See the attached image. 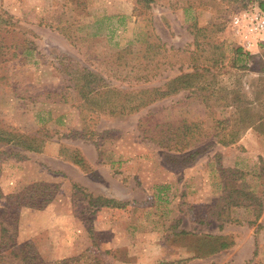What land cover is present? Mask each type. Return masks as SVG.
I'll return each instance as SVG.
<instances>
[{
	"label": "rangeland",
	"instance_id": "1",
	"mask_svg": "<svg viewBox=\"0 0 264 264\" xmlns=\"http://www.w3.org/2000/svg\"><path fill=\"white\" fill-rule=\"evenodd\" d=\"M259 1L0 0V125L47 138L0 144V264H264V133L220 142L237 105L264 111V34L238 53L229 23ZM70 62L126 92L191 71L208 88L110 113ZM207 234L233 244L193 256Z\"/></svg>",
	"mask_w": 264,
	"mask_h": 264
},
{
	"label": "trees",
	"instance_id": "2",
	"mask_svg": "<svg viewBox=\"0 0 264 264\" xmlns=\"http://www.w3.org/2000/svg\"><path fill=\"white\" fill-rule=\"evenodd\" d=\"M257 5L264 12V3L262 1H259ZM2 15L3 14H0V26H7L9 24V18L6 16L7 14L5 15V17H3ZM242 51L243 49L240 46L236 48V52L241 53ZM70 67L74 70L70 71L69 69H67L69 70L68 74H70L67 75L70 81L76 80L72 86L76 88L79 94L82 95V100H84L90 93H95L99 95L110 93L111 95H113V97L115 96L114 99H110L109 97L101 98V106L100 103L98 105V107L100 106L101 108L103 104H107V108L110 109V113L123 112L124 110L134 111L139 109L141 106L148 105L156 100L172 95L180 90L193 89L198 91H204L208 88L207 83L198 84L197 82L199 77H201V74H203L204 72H181L175 77H172L168 81L164 82L161 86H151L141 89L130 90V92H139L141 94L139 98L133 99L129 98V95H127L130 92L121 91V89L117 87L110 86L108 83L105 82V78H103L102 75L96 73L95 71L88 70L87 68L81 65L73 64L72 62H70ZM73 73H76V75H74ZM84 77L88 79V81L85 83L84 80V84L81 85V78L84 79ZM237 109L239 110L237 111V115H235V118L231 124V128H233L234 131L232 130L231 132H229L228 140L220 139V142L224 145L234 143L236 139L249 128H256L259 133H264V127H262L264 123V111L256 108L253 109V111L246 107L238 108V105ZM45 136V134L38 135V133H23L19 132L14 128H5L0 125V144L13 145L24 151H42L44 144L47 141V138H45ZM65 159L68 158L65 156ZM70 161L83 169H86L87 167L84 160L81 157H78V155H74L73 157H71ZM44 193L45 196L40 202L25 201V203L34 208H42L52 198V195L50 193ZM90 198L91 199L89 201L92 204L99 203L100 205L105 206L123 205L121 201L109 199L106 197L96 196ZM256 216L258 217L259 215ZM257 227H264V224L261 225L259 223ZM5 229L6 228H3L4 231ZM177 234L185 235L189 233L185 230H180L179 232H177ZM202 236L203 237H201L200 239V248L197 247V249H195L196 253L193 256H208L221 250L227 249L233 244V241L231 239L221 234H207Z\"/></svg>",
	"mask_w": 264,
	"mask_h": 264
},
{
	"label": "built area",
	"instance_id": "3",
	"mask_svg": "<svg viewBox=\"0 0 264 264\" xmlns=\"http://www.w3.org/2000/svg\"><path fill=\"white\" fill-rule=\"evenodd\" d=\"M229 23L237 44L247 49L264 34V12L257 4L233 13Z\"/></svg>",
	"mask_w": 264,
	"mask_h": 264
},
{
	"label": "crops",
	"instance_id": "4",
	"mask_svg": "<svg viewBox=\"0 0 264 264\" xmlns=\"http://www.w3.org/2000/svg\"><path fill=\"white\" fill-rule=\"evenodd\" d=\"M263 38H264V37H263ZM263 43H264V42H263ZM238 46H240V45H238ZM255 46H256V44L253 43V44L249 47V49L244 48V47H242V46H240V47L243 49V51H244V50H246V51H247V50H248V51L250 50V51H251ZM256 47H257V46H256Z\"/></svg>",
	"mask_w": 264,
	"mask_h": 264
}]
</instances>
